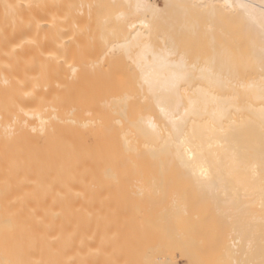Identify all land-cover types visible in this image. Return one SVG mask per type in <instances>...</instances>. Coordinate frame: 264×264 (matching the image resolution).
Segmentation results:
<instances>
[{
	"label": "bare ground",
	"instance_id": "1",
	"mask_svg": "<svg viewBox=\"0 0 264 264\" xmlns=\"http://www.w3.org/2000/svg\"><path fill=\"white\" fill-rule=\"evenodd\" d=\"M0 264H264V0H0Z\"/></svg>",
	"mask_w": 264,
	"mask_h": 264
},
{
	"label": "rangeland",
	"instance_id": "2",
	"mask_svg": "<svg viewBox=\"0 0 264 264\" xmlns=\"http://www.w3.org/2000/svg\"><path fill=\"white\" fill-rule=\"evenodd\" d=\"M110 243H111V241H110ZM113 244V243H112ZM113 246H115L114 244H113ZM112 247V246H111ZM178 258H179V260L181 261V258H180V256H178Z\"/></svg>",
	"mask_w": 264,
	"mask_h": 264
}]
</instances>
